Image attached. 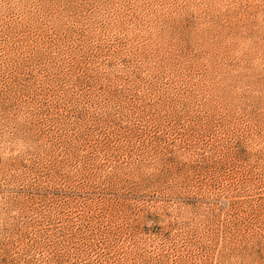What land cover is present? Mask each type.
Returning <instances> with one entry per match:
<instances>
[{
    "label": "rangeland",
    "instance_id": "obj_1",
    "mask_svg": "<svg viewBox=\"0 0 264 264\" xmlns=\"http://www.w3.org/2000/svg\"><path fill=\"white\" fill-rule=\"evenodd\" d=\"M0 264H264V0H0Z\"/></svg>",
    "mask_w": 264,
    "mask_h": 264
}]
</instances>
